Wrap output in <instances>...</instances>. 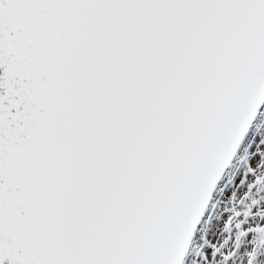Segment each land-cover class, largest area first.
I'll use <instances>...</instances> for the list:
<instances>
[{
  "label": "snow or ice",
  "instance_id": "snow-or-ice-1",
  "mask_svg": "<svg viewBox=\"0 0 264 264\" xmlns=\"http://www.w3.org/2000/svg\"><path fill=\"white\" fill-rule=\"evenodd\" d=\"M0 264H264V0H0Z\"/></svg>",
  "mask_w": 264,
  "mask_h": 264
}]
</instances>
